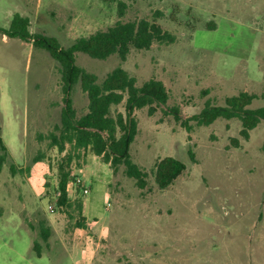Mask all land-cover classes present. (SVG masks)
Wrapping results in <instances>:
<instances>
[{"label":"rangeland","instance_id":"rangeland-1","mask_svg":"<svg viewBox=\"0 0 264 264\" xmlns=\"http://www.w3.org/2000/svg\"><path fill=\"white\" fill-rule=\"evenodd\" d=\"M117 1L0 0V28L19 14L31 34L66 48L114 24ZM121 1L124 22H155L175 41L132 49L124 62L76 53L75 64L98 83L120 67L138 87L156 79L166 88L169 98L152 116L147 108L132 112L137 134L129 154L147 173L146 186L139 189L123 165L114 172L80 151L70 165L71 207L56 205L57 165L70 149L59 154L46 139L64 106L60 75L47 51L0 35V138L8 152L0 172V264H264V121L247 141L237 119L207 127L189 121L190 131L180 123L206 102L223 106L240 92L257 95L249 108L264 107V0ZM71 98L79 118L87 97L76 86ZM116 113L126 115L125 100L112 107ZM165 157L185 170L160 189L152 169ZM41 222L50 230L46 241Z\"/></svg>","mask_w":264,"mask_h":264},{"label":"trees","instance_id":"trees-1","mask_svg":"<svg viewBox=\"0 0 264 264\" xmlns=\"http://www.w3.org/2000/svg\"><path fill=\"white\" fill-rule=\"evenodd\" d=\"M108 2L110 0H101ZM126 4L117 1V20L106 29L96 30L92 34L78 37L63 48L54 38L29 32V19L16 14L12 17L7 29L0 28V35L21 41H31L34 48L48 52L56 64L60 75V85L64 94V106L60 112V123L54 126L53 132L46 136L48 146L56 148L59 154L69 151L60 159L57 165L56 205L59 208H70L71 201L68 194L71 181L70 165L75 158H79L80 151L90 152L109 164L113 171L118 167H125L127 177L135 180L139 189L146 186L147 173L135 165L130 157L129 148L137 134V121L132 116L133 110L147 108L148 116L155 113L156 107L165 105L169 95L163 83L156 79H149L141 86H136V80L122 68L111 71L101 83L97 77L87 73L75 64V54L83 53L96 60H106L112 55L126 61L131 50H149L153 43L172 44L175 37L162 30L155 22L146 19L124 22ZM78 86L88 100L87 112L76 115L73 108L72 92ZM258 97L254 94L240 92L225 99L223 106L212 105L206 102L204 108L196 115L180 122L187 131L191 130L189 121H194L197 127H207L218 119H237L241 124L240 137L247 141L249 132L264 121V107L251 109L249 106ZM125 100L126 115L111 114L114 106ZM174 111L175 120L180 121ZM231 142L239 147L237 139ZM0 172L7 160V148L0 138ZM191 157L192 154L190 153ZM42 158L41 154L34 158L37 163ZM12 170H15L12 166ZM185 170V165L172 157L158 160L152 169L154 181L160 189L172 185L175 179ZM76 206L81 212L82 202L77 201ZM79 228H85L83 222L78 223ZM50 233L44 222L40 223V236L46 241ZM36 254L40 251L36 244Z\"/></svg>","mask_w":264,"mask_h":264},{"label":"crops","instance_id":"crops-1","mask_svg":"<svg viewBox=\"0 0 264 264\" xmlns=\"http://www.w3.org/2000/svg\"><path fill=\"white\" fill-rule=\"evenodd\" d=\"M84 36H86V35H80L79 37H84ZM95 223V222H94ZM93 223V224H94ZM93 224H91V226H96L97 228H99L100 226H98V225H93ZM87 225H90V224H88V222H87ZM38 256V255H37ZM41 257V253H40V255L38 256V258H40ZM90 260L93 262L95 259L93 258V255L91 256V258H90ZM101 261H102V259H101ZM29 264H30V262H29Z\"/></svg>","mask_w":264,"mask_h":264},{"label":"built area","instance_id":"built-area-1","mask_svg":"<svg viewBox=\"0 0 264 264\" xmlns=\"http://www.w3.org/2000/svg\"><path fill=\"white\" fill-rule=\"evenodd\" d=\"M85 193H87V191H84Z\"/></svg>","mask_w":264,"mask_h":264}]
</instances>
